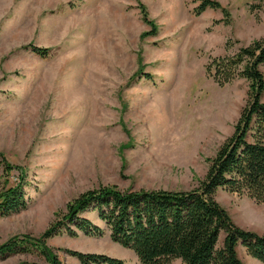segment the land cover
I'll return each instance as SVG.
<instances>
[{"label":"rangeland","instance_id":"374dc122","mask_svg":"<svg viewBox=\"0 0 264 264\" xmlns=\"http://www.w3.org/2000/svg\"><path fill=\"white\" fill-rule=\"evenodd\" d=\"M217 1L225 12L197 15V0H0V197L20 185L28 203L0 217V246L22 240L28 251L0 264H82L69 251L140 264L95 211L82 217L100 238L44 236L90 190L199 188L250 90L245 79L219 86L207 67L264 40V0ZM216 200L264 235V204L224 189Z\"/></svg>","mask_w":264,"mask_h":264},{"label":"trees","instance_id":"16d2710c","mask_svg":"<svg viewBox=\"0 0 264 264\" xmlns=\"http://www.w3.org/2000/svg\"><path fill=\"white\" fill-rule=\"evenodd\" d=\"M197 2V15L208 8L226 11L217 0ZM143 15L146 21L145 10ZM151 26V34L156 35L153 22ZM31 48L42 57L50 50ZM207 72L221 87L245 79L250 90L234 134L211 161L199 188L188 192L122 191L114 187L90 190L68 205V212L54 222L45 238L65 233L102 237V228L82 217L95 211L111 231L112 241L132 250L140 264H243L239 245L264 264V235L239 228L216 200L217 191L224 189L264 204V40L241 47L235 54L214 57ZM146 77L151 79L150 74ZM27 207L20 185L0 197V217ZM25 245L22 240H13L0 246V259L27 252ZM69 253L82 264H126L106 255ZM50 264L62 263L53 258Z\"/></svg>","mask_w":264,"mask_h":264}]
</instances>
